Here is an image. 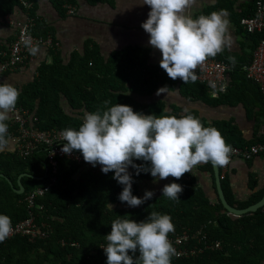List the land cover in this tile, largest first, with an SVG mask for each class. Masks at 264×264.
<instances>
[{
    "label": "trees",
    "instance_id": "1",
    "mask_svg": "<svg viewBox=\"0 0 264 264\" xmlns=\"http://www.w3.org/2000/svg\"><path fill=\"white\" fill-rule=\"evenodd\" d=\"M39 1L34 0V7L28 10L19 0H0V19L19 9L36 17L31 29L34 35H51L54 41H59L52 24L38 13ZM79 1L50 0L63 17L68 14L64 4L78 8ZM85 1L91 5L111 2ZM213 10V6L204 9L194 20L203 25ZM253 13L254 7L250 14L235 16L236 21L240 24L243 16ZM246 33L253 42L254 51L264 37V31ZM15 37H8L0 44V63L8 58ZM42 53L32 70V77L25 83L8 84L3 80V76L15 70L0 74L2 85L10 90L6 97L0 94V104L4 102L29 109L38 117L36 124L42 129L64 130L87 137L99 135L114 146L137 142L140 145L138 153H147L155 147L158 150L165 148L168 141L191 133L195 124L217 144L220 154L228 153L234 146L264 144V132L258 133L259 126L254 128L253 137L247 139L232 119L209 122L196 109L184 112L182 107L167 105L164 100L145 101V97L163 87L178 89L182 97L199 99L212 106L235 103L242 98L233 100L232 86L238 87L243 81L254 85L258 92L252 104H257L260 111L249 117L264 116V97L259 85L247 76L244 65L227 55L216 58L231 64L228 75L239 82L229 81L227 91L213 97L204 82L187 75L182 57L148 65L146 50L128 47L105 56L91 41L86 42L82 50L71 51L67 57L61 49H42ZM15 128L9 115L0 107V143ZM174 151L206 153L207 161L200 169L214 173L209 149L198 146ZM257 156H264V153ZM149 161L130 159L127 170L94 173L81 171L75 162L62 159L57 181L38 199L44 210L31 211L22 200L31 189L49 180L46 150L40 147L33 154L22 157L13 150L0 147V173L4 174L0 175V233L31 212L51 225L49 237L36 241L21 235L5 239L0 235V264H121V258L131 253H136L134 264H264V206L255 212L235 216L225 209L219 197L212 202L194 176L181 172L173 173L171 184L161 195L143 196L139 181L151 178V173L144 169ZM230 170L222 179V186L232 206L244 208L262 198L264 185L259 188L258 176L251 172L250 197L235 199L229 180ZM24 172L42 178L23 176L21 181L25 190L17 193L18 177ZM128 181L132 186L127 185ZM165 225H171L178 232L183 228L190 231L203 228L210 240H220L222 246L194 258L165 257L152 242L153 234ZM102 245L108 247L102 248Z\"/></svg>",
    "mask_w": 264,
    "mask_h": 264
},
{
    "label": "crops",
    "instance_id": "2",
    "mask_svg": "<svg viewBox=\"0 0 264 264\" xmlns=\"http://www.w3.org/2000/svg\"><path fill=\"white\" fill-rule=\"evenodd\" d=\"M212 6L213 12L201 24L202 42L208 55H227L239 65H245L252 58L253 42L244 27L236 21V17L250 14L254 0H111L110 3L99 2L95 5L80 0L77 14H67L64 17L50 0H40L38 13L54 27L61 51L66 57L73 50H82L84 44L91 41L105 56L128 47L146 50L149 53V65L163 64L173 58L183 57L188 51L189 22L198 13ZM9 17L11 22L0 23V44L8 37L16 36V23L24 18V13L17 9ZM42 56L40 50L38 61ZM26 69L33 68L24 66L3 76V80L8 84L25 83L28 79L22 75ZM14 74L17 76H13ZM28 78H31L30 74ZM232 80L239 82L232 75H228V83ZM242 83L238 87L232 86L235 91L231 93L233 100L242 98L235 103L212 106L199 99H186L180 95L178 89L167 90L163 87H158L154 94L145 97V101L164 100L167 105L176 104L182 107L184 112L196 109L209 122L232 119L241 128L244 136L250 139L257 126L258 133L264 132V116L258 119L249 117L256 116L255 113L260 111L257 104H252L256 101L258 92L254 85L245 84L243 81ZM195 128H199V125L195 124L193 129ZM207 158L206 153L180 152L174 156L172 166H145L144 169L151 173V178L139 181L141 194L161 195L171 184L173 173L181 172L194 176L210 200L216 202L218 195L214 173L200 169ZM230 169L229 180L235 199L246 200L250 197L251 172L257 174L259 188L263 187L264 156H257L250 161L238 158Z\"/></svg>",
    "mask_w": 264,
    "mask_h": 264
},
{
    "label": "built area",
    "instance_id": "3",
    "mask_svg": "<svg viewBox=\"0 0 264 264\" xmlns=\"http://www.w3.org/2000/svg\"><path fill=\"white\" fill-rule=\"evenodd\" d=\"M19 2L28 10L32 9L35 4L34 0H19ZM64 6L67 8L68 14H76V6L70 3H65ZM2 21L11 22V19L9 15H6L4 19H0V23ZM35 23L36 17L29 13L24 14V18L16 23V37L10 44L8 58L0 63V73L8 70L14 71L24 66L35 69L40 50L61 49L60 42L54 41L53 36L34 35L31 29ZM240 24L250 33L264 31V0H255L254 13L243 16ZM201 32L202 25L199 21L192 20L189 22L188 51L182 60L185 63L187 75L204 82L210 94L213 97H218L227 91V78L231 64L224 59L211 57L207 54L201 39ZM243 69L247 76L259 85L264 97V37L253 51L251 60L243 66ZM13 87L16 89L15 86ZM0 94L5 97L10 94L9 87L2 85L1 81ZM0 107L9 115L11 123L16 126L10 135L0 143L2 149L13 150L22 157L33 154L40 147H44L47 153V161L50 165L49 180L45 184L31 189L22 200L31 211L44 210V205L38 203V199L43 197L57 181L56 174L60 160H71L79 166L81 171L94 173L109 172L113 169L127 170L130 159L125 157L137 154L140 149L137 142L114 146L107 143L99 135L87 137L84 134H75L64 130L42 129L36 124L38 117L32 114L29 109L8 105L4 102L0 104ZM89 127L91 129L92 123L89 124ZM188 139H204L211 142L208 134L199 128H195L191 133L181 134L176 141L175 139L168 141L167 145ZM211 143L217 148L215 142ZM157 150L155 147L147 152ZM262 153H264V144L262 143L244 147L234 146L226 154L218 153L221 179L226 177L236 159L249 160ZM95 155L107 158L97 159ZM175 155V151L166 152L156 160H150L145 166L150 168L158 165L172 166ZM127 185L132 186V182L128 181ZM50 232L51 225L49 222L41 220L36 213L31 212L28 217L5 229L0 235L4 239L21 235L28 237L30 241H36L46 239ZM152 242L163 256L176 259L194 258L206 250L219 249L222 246L220 240H210L203 228L196 231L183 228L178 232L174 231L171 225H165L164 228L154 233ZM107 247V245H102V248Z\"/></svg>",
    "mask_w": 264,
    "mask_h": 264
},
{
    "label": "water",
    "instance_id": "4",
    "mask_svg": "<svg viewBox=\"0 0 264 264\" xmlns=\"http://www.w3.org/2000/svg\"><path fill=\"white\" fill-rule=\"evenodd\" d=\"M198 146L205 147V148L209 149L211 152L218 197H219L220 201L222 202L223 206L225 207V209H227V211L229 213H231L235 216H241L245 213L255 212L260 207L264 206V195L262 196V198L259 201L255 202V203H253L247 207H244V208L232 206L228 202L226 195L224 193V190H223L222 179L220 177V166L218 163V151H217L216 147H214L213 144L207 140H204V139H188V140H184V141H178V142L172 143L171 145H167L165 148L160 149L158 151L147 152V153H137V154H133L130 156H126L125 158H127V159H139V160H144V161L145 160H153V159L159 158L164 153L169 152V151H174L177 149H183V148H189V147H198ZM95 157L97 159H102V160L107 158V157L101 156V155H95ZM0 175L4 176L3 173H0ZM23 176L34 177L28 172L21 173L18 177L19 187L15 188V191L17 193H23L25 190V187L21 181V178ZM34 178L41 179L42 177H34Z\"/></svg>",
    "mask_w": 264,
    "mask_h": 264
},
{
    "label": "rangeland",
    "instance_id": "5",
    "mask_svg": "<svg viewBox=\"0 0 264 264\" xmlns=\"http://www.w3.org/2000/svg\"><path fill=\"white\" fill-rule=\"evenodd\" d=\"M19 69L15 70V71H18ZM31 72H32V69H26L25 74L22 75V73H21V75H22L23 78H25V76H26V78L29 79L28 78V74H30L31 77H32V73ZM13 76H17V74H14ZM63 104H64L65 108L68 107V105L66 104V102H64ZM135 257H136V253H131V254L125 255L124 257L121 258L120 263L121 264H134L135 263Z\"/></svg>",
    "mask_w": 264,
    "mask_h": 264
},
{
    "label": "clouds",
    "instance_id": "6",
    "mask_svg": "<svg viewBox=\"0 0 264 264\" xmlns=\"http://www.w3.org/2000/svg\"><path fill=\"white\" fill-rule=\"evenodd\" d=\"M77 11H78V8H77ZM76 14H77V12H76ZM70 15H72V14H70ZM73 15H75V14H73ZM31 68H33V67H31ZM1 74V73H0ZM217 149V148H216Z\"/></svg>",
    "mask_w": 264,
    "mask_h": 264
}]
</instances>
